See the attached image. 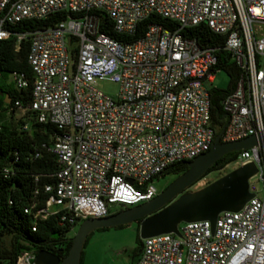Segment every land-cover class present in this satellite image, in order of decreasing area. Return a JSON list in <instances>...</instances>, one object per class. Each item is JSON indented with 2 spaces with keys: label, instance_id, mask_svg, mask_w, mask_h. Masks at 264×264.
Instances as JSON below:
<instances>
[{
  "label": "built area",
  "instance_id": "built-area-1",
  "mask_svg": "<svg viewBox=\"0 0 264 264\" xmlns=\"http://www.w3.org/2000/svg\"><path fill=\"white\" fill-rule=\"evenodd\" d=\"M173 27L149 23L150 17ZM105 18L120 38L100 28ZM22 20L45 26L12 31ZM204 26L221 43L201 45L193 33ZM28 41L30 99L10 100L0 112L13 115L17 130L33 124L55 127L47 150L56 169L43 186L48 198L24 211L35 222L52 214L76 225L103 217L111 207H131L153 198V184L170 165L207 151L214 139L209 90L223 51L239 70L221 100L226 118L220 141L264 133V0H0V40ZM223 70V69H222ZM13 86H27L12 72ZM119 85L115 98L99 80ZM1 128V123H0ZM254 162V192L238 211L209 220L182 222L142 239L131 264H264V142L238 152L235 167ZM0 165V176H8ZM263 192L257 195L252 179ZM117 210V211H118ZM38 251L22 249L14 264H33Z\"/></svg>",
  "mask_w": 264,
  "mask_h": 264
},
{
  "label": "trees",
  "instance_id": "trees-1",
  "mask_svg": "<svg viewBox=\"0 0 264 264\" xmlns=\"http://www.w3.org/2000/svg\"><path fill=\"white\" fill-rule=\"evenodd\" d=\"M47 22L48 20H22L11 27L12 31L20 32L40 28L45 26ZM149 23H159L166 28L173 27L168 20L151 15L140 24L138 32L130 39L137 38L138 33H142ZM100 28L103 32L115 38H120L114 33L111 23L104 17L101 19ZM189 33H193V36L201 45L221 43V39L213 35L204 26L195 27ZM28 44V41H24L20 44L19 49L15 50L14 37L0 40V90L7 93L11 101L21 99L23 102H27L30 99L32 74L26 62ZM217 57L218 65L228 74L230 80L226 89L213 88L209 90L211 121L215 128V135L226 124L220 102L233 89L239 76L238 68L229 62L228 56L223 51L219 50ZM12 72L25 75L27 79L25 88L16 90L14 86L10 87L5 84L2 75L5 73L11 74ZM6 105L4 95H0V107ZM0 123V165L8 168L9 172L5 178L0 176V264H14L16 255L22 249L30 248H35L36 251L46 249L63 258L68 253L71 245V237L68 236V232L73 225H70L67 221H60L58 214H52L45 219L36 220L35 230H32L33 216L24 211L33 202L43 205L48 198L43 186L53 183L51 174L56 169L54 157L47 150L51 142L50 137L55 132V127L48 123H39L33 124L28 132L19 131L17 130L18 121L14 119V116L12 114L6 115L3 112H0ZM237 155L238 152H229L223 155L201 178L213 170L224 168L230 162H233ZM186 169L185 161H180L170 165L161 175L168 173L179 175ZM139 221V219L135 221L137 232ZM123 226L120 225L114 228L118 229ZM106 229L108 228H99L97 231ZM138 242L140 250L142 240L139 236ZM82 255L83 251L79 264H82Z\"/></svg>",
  "mask_w": 264,
  "mask_h": 264
},
{
  "label": "water",
  "instance_id": "water-1",
  "mask_svg": "<svg viewBox=\"0 0 264 264\" xmlns=\"http://www.w3.org/2000/svg\"><path fill=\"white\" fill-rule=\"evenodd\" d=\"M0 95H4L5 103L10 102L7 93L0 90ZM222 132L223 129L214 136L207 151L185 161L187 169L153 198L103 217L82 220L71 237L68 253L63 258L40 249L33 264H79L88 235L99 228H113L139 219L138 233L142 240L161 233L173 232L179 235L177 226L182 222L209 220L214 226L220 212L240 210L254 196V192L249 190V179L257 172L254 162L235 167L203 187L189 189L223 155L264 142V133L262 136L249 135L222 142Z\"/></svg>",
  "mask_w": 264,
  "mask_h": 264
},
{
  "label": "rangeland",
  "instance_id": "rangeland-1",
  "mask_svg": "<svg viewBox=\"0 0 264 264\" xmlns=\"http://www.w3.org/2000/svg\"><path fill=\"white\" fill-rule=\"evenodd\" d=\"M5 84L13 86V78L9 73L2 75ZM228 74L220 69L215 71L212 80H202V85L206 89H226L229 84ZM97 88L111 98H115L119 89V85L113 81L103 79L97 82ZM235 168V164L230 162L220 170H213L206 176L194 183L189 189L195 190L203 187L211 181L217 179L221 175ZM177 175L168 173L154 178L153 184L158 192L166 187ZM253 189L257 195L263 192L262 183L255 179L251 180ZM119 207L112 206L111 213L117 211ZM80 223L74 225L68 232V236L72 237ZM137 223L135 221L125 224L121 228H108L103 231H93L83 247L82 264H131L139 254Z\"/></svg>",
  "mask_w": 264,
  "mask_h": 264
},
{
  "label": "crops",
  "instance_id": "crops-1",
  "mask_svg": "<svg viewBox=\"0 0 264 264\" xmlns=\"http://www.w3.org/2000/svg\"><path fill=\"white\" fill-rule=\"evenodd\" d=\"M134 260H132L131 262H133Z\"/></svg>",
  "mask_w": 264,
  "mask_h": 264
}]
</instances>
